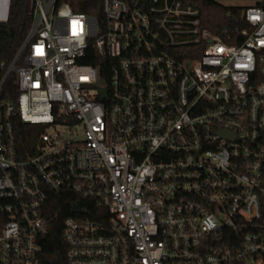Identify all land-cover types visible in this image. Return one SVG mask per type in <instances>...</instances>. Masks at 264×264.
Wrapping results in <instances>:
<instances>
[{"label":"built area","instance_id":"built-area-1","mask_svg":"<svg viewBox=\"0 0 264 264\" xmlns=\"http://www.w3.org/2000/svg\"><path fill=\"white\" fill-rule=\"evenodd\" d=\"M198 1L103 0L100 24L29 0L0 81L17 74L16 102L0 99V264H47L61 192L85 204L59 264H264V0H214L240 12L221 34ZM14 117L40 128L26 147Z\"/></svg>","mask_w":264,"mask_h":264},{"label":"trees","instance_id":"trees-1","mask_svg":"<svg viewBox=\"0 0 264 264\" xmlns=\"http://www.w3.org/2000/svg\"><path fill=\"white\" fill-rule=\"evenodd\" d=\"M68 3L73 11L82 12L96 18L98 23L105 20L102 3L103 0H59ZM197 5L201 8V18L206 27L221 34L224 27L231 26L234 17L239 15L237 7L226 6L214 0H199ZM29 0H12L11 14L7 23L0 24V81L4 77L8 66L13 61L19 47L23 43L32 24ZM85 62L96 64L94 59H85ZM18 96L17 74L12 72L6 79L0 99L16 102ZM20 145L26 147L30 144L31 134L40 128L26 126L18 117L13 119ZM73 202H84L67 192H61L52 196L45 204L44 216L47 219L49 232L42 238L43 259L47 264H59L63 261L65 242L62 235L64 217L70 214V206ZM4 218L0 216V226Z\"/></svg>","mask_w":264,"mask_h":264},{"label":"water","instance_id":"water-1","mask_svg":"<svg viewBox=\"0 0 264 264\" xmlns=\"http://www.w3.org/2000/svg\"><path fill=\"white\" fill-rule=\"evenodd\" d=\"M102 92H103V94L105 95V90L104 89H102ZM71 211L72 212H80L81 211V209H80V207L78 206V205H72V208H71Z\"/></svg>","mask_w":264,"mask_h":264},{"label":"rangeland","instance_id":"rangeland-1","mask_svg":"<svg viewBox=\"0 0 264 264\" xmlns=\"http://www.w3.org/2000/svg\"><path fill=\"white\" fill-rule=\"evenodd\" d=\"M62 129H63L62 127H59L57 130H59V131H60V130H62Z\"/></svg>","mask_w":264,"mask_h":264}]
</instances>
